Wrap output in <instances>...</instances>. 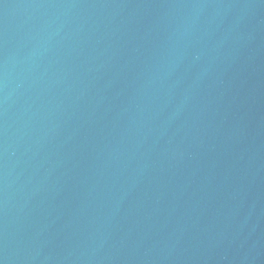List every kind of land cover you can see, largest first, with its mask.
<instances>
[{
	"label": "water",
	"instance_id": "95a60500",
	"mask_svg": "<svg viewBox=\"0 0 264 264\" xmlns=\"http://www.w3.org/2000/svg\"><path fill=\"white\" fill-rule=\"evenodd\" d=\"M0 264H264V0H0Z\"/></svg>",
	"mask_w": 264,
	"mask_h": 264
}]
</instances>
